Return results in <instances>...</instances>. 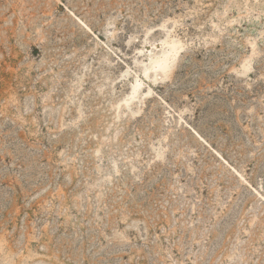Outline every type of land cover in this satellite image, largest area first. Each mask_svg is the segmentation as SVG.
<instances>
[{
  "label": "rangeland",
  "instance_id": "1",
  "mask_svg": "<svg viewBox=\"0 0 264 264\" xmlns=\"http://www.w3.org/2000/svg\"><path fill=\"white\" fill-rule=\"evenodd\" d=\"M0 264H264V0H0Z\"/></svg>",
  "mask_w": 264,
  "mask_h": 264
},
{
  "label": "bare ground",
  "instance_id": "2",
  "mask_svg": "<svg viewBox=\"0 0 264 264\" xmlns=\"http://www.w3.org/2000/svg\"><path fill=\"white\" fill-rule=\"evenodd\" d=\"M169 41H165L164 43H167ZM169 44H171L169 42ZM179 48L181 46H176L175 44H171L167 50H162L159 54L157 55H150V65L151 67H159L162 68L163 70H166L168 68V62L169 60L173 59L176 57L177 53L180 51Z\"/></svg>",
  "mask_w": 264,
  "mask_h": 264
}]
</instances>
